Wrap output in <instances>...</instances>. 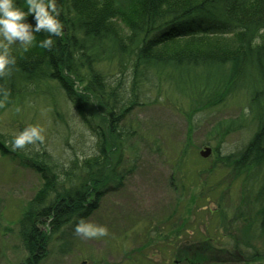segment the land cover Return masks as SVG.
I'll return each mask as SVG.
<instances>
[{
  "label": "rangeland",
  "instance_id": "rangeland-1",
  "mask_svg": "<svg viewBox=\"0 0 264 264\" xmlns=\"http://www.w3.org/2000/svg\"><path fill=\"white\" fill-rule=\"evenodd\" d=\"M184 41L172 40L159 49H177ZM101 69L107 72L105 65ZM167 73L161 75L160 92L158 85L144 84L141 104L120 121L126 135L123 149L113 153L110 142L106 143L110 162L124 178L107 173L95 177L100 186L105 184V194L98 209L82 219L106 228V235L85 237L68 224L51 235L39 264H264V227L254 224L262 219L264 202L256 198L261 182L254 183L248 173L235 167L256 131L246 97L241 91L214 96L193 108ZM51 83L49 91L38 88V97L27 103L18 119L9 112L0 116V264L23 263L29 256L19 220L46 183L41 172L9 155V149L14 150L9 137L28 126L41 127L44 140L31 147L45 149L65 164L63 168L98 152L95 132L65 92L57 89L60 83ZM84 85H77L79 93L85 92ZM91 99L88 107L98 125L99 118L105 122L107 116L99 115ZM207 146L212 153L203 157L200 152ZM87 180L76 183L91 185L92 180ZM40 226L45 232L50 228L49 223ZM188 248L197 250L196 260L190 262L181 255Z\"/></svg>",
  "mask_w": 264,
  "mask_h": 264
},
{
  "label": "trees",
  "instance_id": "trees-1",
  "mask_svg": "<svg viewBox=\"0 0 264 264\" xmlns=\"http://www.w3.org/2000/svg\"><path fill=\"white\" fill-rule=\"evenodd\" d=\"M17 6L27 11L25 0H17ZM57 8L63 35L53 37L51 50L39 47L48 36L43 31L34 34L33 45L27 50L19 44L10 46L15 64L0 77V116L9 112L18 119L27 103L38 97V88L49 91L51 82L60 83L57 89L65 92L98 137V152L79 163L72 160L69 168H63L65 164L45 149L31 145L9 149V155L46 179L19 220L20 237L29 256L18 264H39L51 235L68 224L77 227L98 209L105 184L100 186L99 179L95 182L97 176L107 173L118 180L124 178L110 162L106 143L110 142L113 153L123 149L126 135L120 121L141 104L144 84L158 85L160 92L159 81L166 72L193 108L214 96L243 93L256 131L235 160V167L248 173L254 183L261 182L256 198L264 202V0H130L128 4L124 0H57ZM27 22L35 23L32 16ZM200 33L203 36L195 35ZM190 34L192 39H186ZM180 38L185 40L182 47L159 49ZM104 65L107 72L101 69ZM79 84H86L85 92H78ZM91 97L99 115L107 116L105 122L98 117V125L88 107ZM9 138L11 142L13 137ZM116 159L118 164L121 158ZM87 178L91 185L76 183ZM92 198L94 204L88 203ZM260 212L259 224L257 219L250 221L259 229L264 227V204ZM46 223L50 228L45 232L40 225ZM240 246H236L238 252ZM187 251L181 255L187 261L196 260L197 250Z\"/></svg>",
  "mask_w": 264,
  "mask_h": 264
},
{
  "label": "clouds",
  "instance_id": "clouds-1",
  "mask_svg": "<svg viewBox=\"0 0 264 264\" xmlns=\"http://www.w3.org/2000/svg\"><path fill=\"white\" fill-rule=\"evenodd\" d=\"M25 3L27 11L17 6V0H0V77L15 64V57L10 54V46L19 44L27 50L33 45L34 34L43 31L48 36L39 43V47L51 50L54 44L53 37L63 35L57 0H25ZM28 16H32L34 25L27 22ZM42 133L41 127L28 126L13 137L12 148L24 149L26 145L43 142ZM76 232L85 237H97L106 235L107 230L102 226L81 222L77 225Z\"/></svg>",
  "mask_w": 264,
  "mask_h": 264
},
{
  "label": "water",
  "instance_id": "water-1",
  "mask_svg": "<svg viewBox=\"0 0 264 264\" xmlns=\"http://www.w3.org/2000/svg\"><path fill=\"white\" fill-rule=\"evenodd\" d=\"M209 154H210V149H208V150L202 152V155H203V156H208Z\"/></svg>",
  "mask_w": 264,
  "mask_h": 264
}]
</instances>
